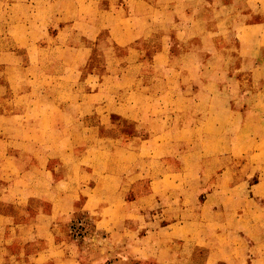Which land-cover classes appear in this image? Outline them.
Wrapping results in <instances>:
<instances>
[{"label": "crops", "instance_id": "0c3cea01", "mask_svg": "<svg viewBox=\"0 0 264 264\" xmlns=\"http://www.w3.org/2000/svg\"><path fill=\"white\" fill-rule=\"evenodd\" d=\"M218 1L220 9L246 11V17L258 12L259 20L238 24L239 38L242 44L264 43V0H258L259 3L243 0L241 4V0ZM133 2L136 6L129 5L127 10L139 8L141 0ZM89 5L92 7L95 1L0 0V73L4 74V80H0V94L7 91L9 96L6 98L10 100L5 101L8 107L5 112H0V120L22 128L45 122L39 114H32L31 108L40 110L42 107L39 93L47 94L43 98L50 103L49 90L57 94L50 104L54 109H77L84 99H76L73 85L67 87V83H58L50 88L43 86L40 77L51 76L68 82L78 80L81 75L78 62L81 64L88 59L87 47L91 51L95 46V42L89 43L88 36H94V41L104 29L119 46L130 45L141 37L137 29L142 26L138 21L133 26L124 23L122 3L115 9L122 15L121 21H109L108 9H93L89 15L82 13ZM148 6H151L150 10L153 8L150 3ZM199 10L196 7L195 12ZM212 10L216 11V7ZM128 18L134 19V16ZM219 25L225 26L216 24ZM32 45L51 50V54H33ZM42 59L55 66L68 61L67 68L31 69L28 61ZM154 59H165L166 64L169 53L158 52ZM140 61V58L131 59L128 65H138ZM145 73L140 68L126 67L117 72L111 69L102 75L97 84L99 87L83 89L86 96L93 97L109 86L111 77L117 81V89H107V95L116 90L117 97L101 100L97 127L111 126L116 117L114 114L119 115L121 123L128 121L135 127L143 121L164 117V128L154 135L142 134L140 129L130 135L120 129L119 133L99 135L105 142L102 147L105 158L98 171L92 169V164H84L82 175L91 177L88 182H74L70 179L72 173L60 163L62 169L54 168L48 178L42 177L40 181L37 178L31 185L28 181L23 184V179H16L26 178L32 170L37 171L38 158L45 150L38 141L31 148L32 142L23 143L19 149L9 147L8 141L13 139H38L37 133L23 131L22 135H15L8 131L2 134L4 144L8 146L0 152L6 162L2 167L5 178L0 182V264H86L82 242L73 239L68 229L70 221L81 213H87L93 222L98 245H95V255L89 258L94 257L96 264L113 257H118L119 262L135 260L134 264H185L182 260L187 256L183 254L188 251L192 253V260L200 261L195 264H264V165L253 158L264 154V147L259 146L258 153L254 154L248 150L244 154L240 152L247 158L235 161L237 153L232 149L222 151L204 147L205 121L188 110L189 103L181 101L179 104L183 106L174 107V102L168 98L153 101L152 105L147 102L146 105L152 108L183 110L180 113L182 124L176 133L179 136L174 137V122H169L171 115L160 116L163 113L157 114L156 109L151 112L154 116L149 117L144 112L143 117L141 105L131 98L134 93L148 92L152 87V82L144 80V76H149ZM13 76L19 81H13ZM131 80L134 81L132 85ZM168 86L166 83V93L173 91ZM19 99L22 100L18 105ZM91 103H86V108L97 106ZM126 139L132 140L133 146L121 142ZM177 139L181 141L178 144L174 142ZM111 140L117 141L118 146L112 147ZM73 152L70 149L65 154ZM53 153L52 156L62 155V152L57 154L56 149ZM217 160L228 161L219 165ZM212 165L218 166L217 170H212ZM42 166L44 176L45 163ZM254 175L258 180L248 182ZM42 187L48 194L42 195ZM246 190L251 194L246 195ZM14 191L20 193L16 197L21 199L16 205L12 204L16 202ZM61 202L65 207H61ZM41 204L48 208L39 206ZM234 249L238 254H234Z\"/></svg>", "mask_w": 264, "mask_h": 264}, {"label": "rangeland", "instance_id": "374dc122", "mask_svg": "<svg viewBox=\"0 0 264 264\" xmlns=\"http://www.w3.org/2000/svg\"><path fill=\"white\" fill-rule=\"evenodd\" d=\"M94 1L95 5L92 7L87 6L82 13L89 15L91 13L89 11H94L93 9L98 11L108 9L106 16L109 21L120 20L122 15H120V11L116 12L115 9L117 5L122 3L124 10L122 12L125 13L124 23L129 22L133 26L138 21L142 26V28L137 29L140 31L141 37L135 39L130 45L119 46L111 40L108 30L104 29L99 35L95 36L94 41H92L94 36H88L89 43L90 41L95 42V46L92 44V47H94L91 51L87 47L86 51L90 53L88 59L81 64L78 62V68L81 70L78 80L76 78V80L68 82V80L51 76L40 77L41 80L43 79V86H49L50 88L58 85V83L61 85L67 83V87L73 85L74 90H76V99H84L82 106L77 107V109H54L50 104L57 94L49 90L47 97L50 103L43 98L47 95L43 92L38 94V98H42L43 104L40 110L30 106L31 111H33L32 114H39L45 122L27 124L22 128L18 124L9 123L4 119L0 120V152H3L4 147L8 146L4 144L5 138L2 136V134H7L8 131L15 135H22V132L25 131L35 135L37 133L39 136L38 139L34 138L28 141L13 139L8 141L11 145L9 147L19 149L24 146L23 143L32 142L31 148L38 141L39 146L45 150L44 155L38 158L39 166L37 168L35 166L37 171L32 170L26 174V178L18 177L16 180L23 179V184H26L27 181L30 185L31 183L35 184L37 178L40 181V178L45 176L48 178L50 173L53 174L54 168L57 167L58 170H61L62 167L59 165L61 163L66 166L65 169L70 171V174L72 173L70 179H74V182L76 180L78 182H88L91 177L87 178L88 176L82 175L84 164H92L94 166L92 169L98 171L105 158L102 149L105 142L99 139V135L107 132L113 133V131L119 133L118 129L126 135L136 132L137 129H140L139 131L142 134L154 135L155 132L164 128V117L161 120L143 121L141 125L135 127L134 123L128 121L121 123L117 114H114L116 117L111 122V126L97 127L96 124L99 118H96V116L102 110L101 100L112 98V96L113 98L117 97L116 90H111L107 95L109 91L107 89H117V81H114L111 77L108 83L109 86L93 97L86 96L83 89H96L99 87L97 84L104 73L111 69L117 72L126 67L143 69L144 72L146 71L145 74L149 75L144 76V80L153 83L148 92L142 91L141 94L134 93L131 96L141 105L140 113H142V116L145 117L144 112L149 117L154 116L151 112L156 109L157 114L163 113L160 116L164 114L171 115L169 122L170 120L174 122L172 123L174 137L179 136L176 133L179 132L182 124L180 113L183 110L180 111L178 108L173 110V107L152 108L146 105L147 102L152 105L153 101H164L168 98L174 102V107L183 106L179 104L181 101L189 103L188 110L194 112V116L197 114L199 118L205 121L203 126L204 147L208 150L214 147L222 151L232 149L238 154H235V161H242L247 158L240 155V152L244 154L248 150V152L254 154L258 153L259 146L264 147V43L242 44L239 38L240 31L237 27L238 24L244 22L259 20L260 15L258 12H252L250 17H246L244 15L246 11L231 12L228 7L220 9L218 0H144L146 3L141 0L138 4L139 8L136 9L135 7L136 10H127L126 8L129 5L130 7L136 6L133 0ZM242 2L243 0L240 1V4ZM252 2L254 1L252 0ZM149 3L153 6L151 10V6H148ZM257 3H259L258 0ZM196 7L200 9L199 12H195ZM215 7L216 11H213L212 9ZM191 8H193V11H189ZM135 11L139 13L136 14ZM132 16H134V19L128 18ZM139 17H141V20ZM219 23L225 26H216ZM112 35L114 34L111 33ZM31 51L33 54L37 53L42 56L51 54V50L36 48L35 45L31 46ZM162 51L169 53V60L166 64L165 59H154L155 54ZM135 58H140L141 63L133 66L128 65L129 61ZM28 62L31 63V69L44 68L45 70L48 66L52 69L55 67L57 69L67 68L66 64H68V61H65V64L62 61V63L55 66L46 59ZM166 68L171 69V71H164ZM16 79V76L12 77L13 81ZM0 80H4V74L0 73ZM18 81L19 79L16 80V82ZM133 82L131 80L130 84L132 85ZM166 83L173 88L172 92L166 93ZM3 89L5 90L4 86ZM7 96H9L7 91L0 94V112H5V108L8 107L5 101L9 102L10 100L6 98ZM32 99L36 98L33 97ZM21 100H18V105ZM91 102L97 106L86 108L85 104ZM143 106L144 108H142ZM175 115H177L176 118H174ZM120 125L122 126L120 127ZM84 136H87V138H84ZM216 136H221V139H216ZM121 142L133 146V144H130L133 142L132 140L129 142L126 139ZM174 142L178 144L181 141L177 139ZM110 145L112 147L118 146L115 140H111ZM54 149L57 150V154L62 152V155L52 156ZM70 149H73L74 152L65 154ZM2 156L1 154L0 176L2 178L0 177V182L5 178L2 167L5 166L6 162ZM253 158L260 165H264V154L255 155ZM217 161L216 163L223 165L228 160H224V162ZM44 163L46 173L43 176L44 166L42 165ZM217 168L218 166L212 165L211 169L217 170ZM31 179L32 181H30ZM256 180H258V176L254 175L248 182L252 183ZM45 190L44 187L40 189L43 196L48 194ZM16 192L14 191L13 194L15 195ZM248 193L251 194L250 191L246 190L245 194L248 195ZM19 195L20 193L14 196L16 202L12 204L16 205L21 200L16 197ZM63 203H60L61 207H65ZM20 204H23V202H20ZM39 206H43V204ZM44 206L48 208V205L45 204ZM18 208H20V205H18ZM79 219L87 221V229L83 236L75 237L71 228ZM68 229L70 231L69 235L73 239L82 242L86 264H96L94 257H92L93 259L89 258L95 255V245H98V243L94 239L93 222L87 213H81L73 218L70 221V226L68 225ZM234 251H236L234 254H238L236 249ZM248 251L247 249L246 252ZM183 255L187 256L186 260H182L185 264L200 262L192 260L191 251ZM113 258L102 261V264L136 263L135 260L127 263L117 261L119 260L118 257Z\"/></svg>", "mask_w": 264, "mask_h": 264}, {"label": "built area", "instance_id": "2783aa9c", "mask_svg": "<svg viewBox=\"0 0 264 264\" xmlns=\"http://www.w3.org/2000/svg\"><path fill=\"white\" fill-rule=\"evenodd\" d=\"M71 229L75 237H81L84 235L87 229V221L84 219H79L72 225Z\"/></svg>", "mask_w": 264, "mask_h": 264}]
</instances>
